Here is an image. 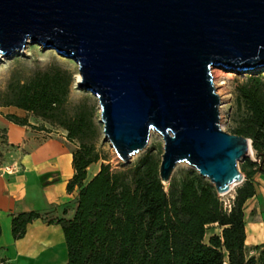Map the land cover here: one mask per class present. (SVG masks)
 I'll return each mask as SVG.
<instances>
[{
	"label": "water",
	"instance_id": "obj_1",
	"mask_svg": "<svg viewBox=\"0 0 264 264\" xmlns=\"http://www.w3.org/2000/svg\"><path fill=\"white\" fill-rule=\"evenodd\" d=\"M29 43L78 64L124 163L156 131L164 184L179 163L219 195L244 181L252 141L221 128L212 68L264 71V0H0V54Z\"/></svg>",
	"mask_w": 264,
	"mask_h": 264
},
{
	"label": "trees",
	"instance_id": "obj_2",
	"mask_svg": "<svg viewBox=\"0 0 264 264\" xmlns=\"http://www.w3.org/2000/svg\"><path fill=\"white\" fill-rule=\"evenodd\" d=\"M73 83L71 71L52 63L29 73L17 69L0 91V108L32 114L64 130L76 145L67 192H77V207L71 219L59 221L67 264H264V246L246 248L245 223V204L256 194L253 178L264 175L263 71L234 85L231 133L252 141L257 162L247 159L240 166L245 179L230 210L216 188L194 169L172 176L166 186L160 178V156L152 150L118 169L102 163L89 178V168L105 158L98 147L102 128L89 95L71 102ZM6 118L28 125L27 118ZM39 216L15 215L14 238H22ZM213 225L220 232L205 241Z\"/></svg>",
	"mask_w": 264,
	"mask_h": 264
},
{
	"label": "crops",
	"instance_id": "obj_3",
	"mask_svg": "<svg viewBox=\"0 0 264 264\" xmlns=\"http://www.w3.org/2000/svg\"><path fill=\"white\" fill-rule=\"evenodd\" d=\"M8 111L19 118H27L29 114L13 107ZM27 120L28 125L23 127H33L32 120ZM5 121L10 126L18 125L7 118ZM43 128L1 129L6 143L0 147L3 154L0 153V264H67L68 261L59 221L71 219L77 207H73L77 192H67V183L74 175L72 154L76 145L67 140L64 130ZM16 132L22 134L20 139L12 136ZM12 145L19 148L13 150ZM7 167L14 171L7 172ZM253 181L256 194L245 204L246 248L250 251L264 246V175H255ZM27 212L40 216L28 224L22 238L15 239L13 217Z\"/></svg>",
	"mask_w": 264,
	"mask_h": 264
},
{
	"label": "rangeland",
	"instance_id": "obj_4",
	"mask_svg": "<svg viewBox=\"0 0 264 264\" xmlns=\"http://www.w3.org/2000/svg\"><path fill=\"white\" fill-rule=\"evenodd\" d=\"M52 63H58L59 65L63 66L64 68L68 69L69 71L73 73L74 83H73L72 91L70 95V100L72 103L79 101L81 98H83L86 95H89V97L93 100V102L96 105L97 121L101 125V128H102V137L98 144V147L103 153L105 158L104 160L100 161L98 164H94L93 166L89 168L88 170L89 178L95 175V173L99 170L100 165L102 163L104 164L109 163L114 169H118V168L128 165L124 163L118 157L111 143L108 140H106L104 137L103 124L101 122V111H100L98 99L93 94L88 92L87 90L81 89L78 86V81H77V77L79 76L78 64L74 60L69 59L65 57L63 54L57 52L55 49L45 48L44 46L39 45V44L29 43L28 46L23 51L16 52L10 57H5L0 54V91L5 90L7 82L11 74L17 69H20V70L25 71L26 73L27 72L29 73L31 70L35 68L44 69ZM219 70L222 71V75H221L222 77L220 76L216 78L215 73ZM250 73L233 71L231 69H227L223 67L212 68V76H213L214 85L216 87V92L220 96V100H221L220 126L226 132L231 133V127H232L231 113H232V105H233V99H234V94H233L234 85L236 81L244 79L245 76ZM222 82H224V84L219 85ZM216 84H218L219 86ZM9 114L10 113L8 111V108H1L0 110V133L4 132L1 129H41V127H45L43 129H59V128H51L49 124H43L42 120L35 118L32 114H28L27 118L29 120H32L33 127L25 128L22 125H15V124L14 125L12 124V126H10L5 121L6 116ZM12 136H14L16 139H20L22 137V134L20 133L17 134L16 132V134L15 135L12 134ZM5 143L6 142H5L4 134L3 135L0 134V147H3ZM12 147H13V150H15L17 147L19 148V146H14V145H12ZM73 148L74 147L71 146V149ZM151 150L154 151L155 153H158L162 161V155L164 153V142H163L162 136L156 131L151 132L147 147L144 150L132 156L131 163L136 162L140 157H142L148 151H151ZM0 153L1 155H3L1 151ZM247 159H251L253 162H257L254 151L252 155L243 157L239 161L238 163L239 168L243 163H245ZM70 164H71V159H70ZM186 169H193V168L190 167L187 163H179L176 166L172 176H176L182 170H186ZM241 184L236 185L234 189H232V191H230L228 194L220 195L221 199L227 202L233 201L232 199L233 197H235L236 189ZM165 185L167 186L168 183H166ZM76 205H77V200L76 202L73 201L74 208L76 207ZM217 233H219V230H217V227L211 226L208 229L205 241H208V238L210 237V235L217 234ZM249 254L252 255L254 254V252H250Z\"/></svg>",
	"mask_w": 264,
	"mask_h": 264
},
{
	"label": "bare ground",
	"instance_id": "obj_5",
	"mask_svg": "<svg viewBox=\"0 0 264 264\" xmlns=\"http://www.w3.org/2000/svg\"><path fill=\"white\" fill-rule=\"evenodd\" d=\"M222 75V71L221 70H219V71H217L216 73H215V77L216 78H218V77H220ZM222 77V76H221ZM80 79H81V77H80V75L77 77V81L79 82L80 81ZM224 84V82H222L221 84H219V85H223ZM216 85H218V84H216ZM218 85V86H219ZM216 88V87H215ZM217 93V92H216ZM218 94V93H217ZM253 154V149H250V152H249V155H252ZM236 185H238V184H233L232 186H231V189H230V191H232V189H234V187L236 186ZM229 193V192H228ZM228 193H224V194H222V195H226V194H228Z\"/></svg>",
	"mask_w": 264,
	"mask_h": 264
},
{
	"label": "built area",
	"instance_id": "obj_6",
	"mask_svg": "<svg viewBox=\"0 0 264 264\" xmlns=\"http://www.w3.org/2000/svg\"><path fill=\"white\" fill-rule=\"evenodd\" d=\"M6 171L7 172H13L14 170H13V168L12 167H7L6 168ZM234 198L235 197H233V199L232 200H234ZM231 206H232V201H224V207H225V209H227V210H230L231 209Z\"/></svg>",
	"mask_w": 264,
	"mask_h": 264
}]
</instances>
